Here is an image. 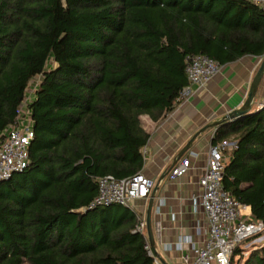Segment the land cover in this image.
<instances>
[{"label":"trees","instance_id":"1","mask_svg":"<svg viewBox=\"0 0 264 264\" xmlns=\"http://www.w3.org/2000/svg\"><path fill=\"white\" fill-rule=\"evenodd\" d=\"M264 55V8L250 0H0V132L30 81L29 163L0 180V264H155L139 216L91 205L99 179L142 172L151 133L183 99L188 56ZM233 137V138H232ZM231 139V140H230ZM222 183L264 222V106L214 131ZM230 264H264V243Z\"/></svg>","mask_w":264,"mask_h":264},{"label":"built area","instance_id":"2","mask_svg":"<svg viewBox=\"0 0 264 264\" xmlns=\"http://www.w3.org/2000/svg\"><path fill=\"white\" fill-rule=\"evenodd\" d=\"M250 1L264 8V0ZM222 67L223 64L206 54L188 56L186 71L189 84L183 89L181 97H188L193 86L207 84L222 71ZM41 79L42 76L39 75L30 81L26 95L18 107L16 122L0 132V180L23 170L29 163L28 148L34 136L29 104ZM262 106L264 102L261 103L260 107ZM233 147H236L234 141L212 143L209 146L207 164L199 178L201 192L191 198L193 211L202 212L207 218L208 234L200 243L193 241L191 236H182L175 243L174 249L181 252V261L184 264H230L233 252L241 242L264 232V222L254 218L248 205L224 189L222 179L224 161L227 159L226 150ZM198 155L197 151H188L171 168L169 177L176 179L187 174L192 167L191 160ZM154 187V179L143 172L120 180L113 175H106L99 179V192L91 205L120 203L133 207L136 200L148 199ZM157 212H160V207ZM163 228L161 221H157L155 232L159 237ZM136 229L148 235L147 220L139 217ZM196 231L200 233L199 225L196 226ZM169 247L171 249L173 245L169 244ZM147 249L155 257V264H161L149 238Z\"/></svg>","mask_w":264,"mask_h":264},{"label":"crops","instance_id":"3","mask_svg":"<svg viewBox=\"0 0 264 264\" xmlns=\"http://www.w3.org/2000/svg\"><path fill=\"white\" fill-rule=\"evenodd\" d=\"M263 57L247 54L226 61L219 74L203 86H193L192 93L160 120L153 121L145 115L148 117L151 139L146 148L147 157L142 172L153 178L155 185L166 173L159 183L151 213L154 232L152 247L160 257L161 264H184L181 252L174 249L180 237L191 236L193 241L200 243L208 234L207 218L204 213L193 211L191 198L201 192L199 178L207 164L208 149L216 126L200 133L186 151L183 152V148L202 127L222 119L244 104ZM263 102L264 78L251 110L259 109ZM190 150L199 154L191 160L192 167L184 176L171 179V168ZM149 202L150 197L138 199L133 205L138 216L146 220ZM158 207L160 212H157ZM157 221H161L164 227L161 237L155 232ZM197 225L200 226V233L196 231ZM169 244L173 248L170 249Z\"/></svg>","mask_w":264,"mask_h":264},{"label":"water","instance_id":"4","mask_svg":"<svg viewBox=\"0 0 264 264\" xmlns=\"http://www.w3.org/2000/svg\"><path fill=\"white\" fill-rule=\"evenodd\" d=\"M264 78V57L263 60L260 64L259 69L257 70L254 79L251 83L250 86V90L247 96L246 101L244 102V104L239 107L236 108L234 110H232L231 112H229L227 115H225L222 119L215 121L211 124L205 125L204 127H202L197 133H195V135L188 141V143L186 144V146L183 148V152L186 151L188 148L191 147L192 143L194 142L195 138L202 132H204L206 129H208L209 127H214V126H218L220 123H222L223 121H227V120H232L235 119L237 117H240L246 113H248L249 111H251L252 109V103L254 101V98L258 92V89L260 87V84L262 82ZM166 174V173H165ZM164 174V175H165ZM164 175L161 177V179H159V181L157 182V184L155 185L154 189L152 190L151 196H150V202H149V208H148V217H147V232H148V236H149V240L152 246H154V232H153V226H152V221H151V213H152V209H153V204H154V200L156 197V192L159 188V183L162 181V179L164 178ZM160 258V257H159Z\"/></svg>","mask_w":264,"mask_h":264},{"label":"rangeland","instance_id":"5","mask_svg":"<svg viewBox=\"0 0 264 264\" xmlns=\"http://www.w3.org/2000/svg\"><path fill=\"white\" fill-rule=\"evenodd\" d=\"M141 117H142V121H143L144 126L148 129V117H146L145 115L141 116ZM263 243H264V235L261 238H258L257 240L253 239V240H251L249 242H246L243 245V256L247 257L249 255L250 251L253 248H255L256 245L258 246V245H261Z\"/></svg>","mask_w":264,"mask_h":264}]
</instances>
